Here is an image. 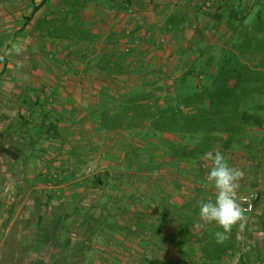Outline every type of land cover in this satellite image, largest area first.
Listing matches in <instances>:
<instances>
[{"label": "crops", "instance_id": "0c3cea01", "mask_svg": "<svg viewBox=\"0 0 264 264\" xmlns=\"http://www.w3.org/2000/svg\"><path fill=\"white\" fill-rule=\"evenodd\" d=\"M40 1L0 0V152L6 144L14 153L8 174L18 181L15 207L24 211L25 222L33 229L44 214L54 217L55 227L48 231L60 234L47 236V242L65 239L62 224L74 223L77 238L97 244L96 255L105 254L111 264H176L178 249L158 242L151 231L158 228L167 235L177 229L180 221L173 205H183L181 193L191 197L190 209L195 210L201 199H214V188L210 183L196 187L194 178L177 174L173 165L154 172L128 167L119 133L105 130L91 118L90 110L111 92L123 97L132 87L150 81L167 93L173 79L189 67L209 70L231 36L249 29L245 24L264 8V0H84L75 5L76 15L91 32V42L49 37L44 26L38 27L43 20L60 16L65 8L61 0H47L26 20ZM102 50L117 55L127 51L126 70L109 74L97 67ZM7 97L11 101L4 106L1 102ZM50 124L56 135L47 133ZM32 127L40 129L38 138L29 133ZM25 146L31 147V154H24ZM217 149L245 173L240 181L244 191L238 195L252 189L264 172V144ZM37 158L41 166L35 164ZM204 161V172L201 167L193 169L207 182L210 162ZM90 163L95 167L90 176L75 174L77 166ZM53 170L58 171L56 178ZM245 215L243 223L233 227L235 249L223 256L221 264H264L263 189L254 212ZM201 223L197 214L193 232ZM35 234L30 231V240L37 239ZM242 240L251 244L248 253L239 250ZM187 248L189 262H194L201 244L189 239ZM168 256L169 262L164 260Z\"/></svg>", "mask_w": 264, "mask_h": 264}, {"label": "trees", "instance_id": "16d2710c", "mask_svg": "<svg viewBox=\"0 0 264 264\" xmlns=\"http://www.w3.org/2000/svg\"><path fill=\"white\" fill-rule=\"evenodd\" d=\"M46 1L34 5L26 20ZM61 1L65 8L60 16L43 20L38 27L44 26L49 37L91 42V32L76 15L75 5L84 0ZM243 21L241 18V26ZM245 26L249 29L242 28L231 36L216 64L207 71L201 65L189 67L173 79L170 92H162L155 83L145 81L121 98L106 94L91 108L92 119L98 120L105 130L119 133L128 167L154 172L184 162L199 169L209 150H240L248 144H264V8H259ZM124 55L102 50L96 66L109 74H121L126 70ZM47 133L57 134L54 124H50ZM36 134L39 137V128ZM183 172L177 170L179 175ZM191 205L189 199L180 207L173 205V214L180 221L173 233L161 234L154 228L152 235L158 242L166 241L178 249L176 264H221L223 256L235 249L236 231L232 229L231 238L222 244L214 238L216 231H222L215 224H208L199 234L193 232L191 227L199 208L192 210ZM54 221L52 215L44 214L36 232L41 231L43 223L48 226L47 233L55 227ZM38 238L40 242L35 243L39 246L45 238ZM189 239L201 244L200 256L194 262H189Z\"/></svg>", "mask_w": 264, "mask_h": 264}, {"label": "rangeland", "instance_id": "374dc122", "mask_svg": "<svg viewBox=\"0 0 264 264\" xmlns=\"http://www.w3.org/2000/svg\"><path fill=\"white\" fill-rule=\"evenodd\" d=\"M3 8H5V6ZM117 93L114 91L109 94L113 97H115V94H117V97L121 98L120 92ZM9 101H11V98L7 97L6 101L1 102V104L4 106H9ZM6 109L8 110V108ZM37 129V127H32L29 129V133L33 136H36ZM5 146L6 148L2 146L4 151L5 149L7 150V145L5 144ZM31 147L33 146L31 145ZM31 147H23L25 148V155L32 153ZM4 151L0 152V264H111L110 262H107L108 258L105 254L101 257L96 255L95 245L97 244L89 241H82V239L77 238L78 232L76 229H78V227L75 229L76 225L74 223L64 222V224H62V226L64 225L65 228L63 230L66 231L65 234L63 233L65 239L58 238V240L53 239V241L50 242L44 241L43 239L39 246L35 243L37 240L40 242L39 239L30 240V231L33 233L35 231L36 234L34 236H42L43 238H46L47 236H51L52 238H55L56 236L59 237L60 233H56L55 229L46 233L48 226H43V223L40 227L41 231L36 232L31 224H27L25 222L24 211L19 210V206L15 207L14 204L15 202H19V196H17L15 193L17 190L16 186L18 181L16 176H14L12 179L9 177L8 173L11 172V170L8 169L10 154H7L6 151ZM50 163L52 164V160ZM35 164L41 166L42 161L37 158L35 159ZM172 168L173 170L177 168V170L181 169L184 171L180 175L194 178L193 181L196 183L195 186L198 188L206 186V183H208L206 181L204 182L201 178H197L196 170L190 168L188 165L184 164V162L177 166H173ZM53 172H55V170H53ZM6 173L8 174V177L6 176ZM260 178L262 179L261 185L262 189L264 190V172ZM254 182H256V180ZM70 184L72 183H69L66 186H69ZM210 187L213 188L211 185ZM242 188V186L239 187L238 192L244 191ZM23 198L24 197L22 196L21 199ZM180 198L186 202L189 199L191 203L194 204L191 197H188V195L184 193H181ZM250 216L251 215H248V217ZM68 227H70V229L67 231ZM198 227H201L203 230L205 227H207V225L202 222ZM198 227H196V233L202 231ZM84 237L85 235L82 234V238ZM243 242L244 243L240 242L241 247H239V250L241 253H248L251 250V244L245 241ZM30 251L34 252L33 256L31 255ZM116 259L124 262V260L128 261L127 259L129 258ZM164 260H168L169 262L171 261V258L168 256Z\"/></svg>", "mask_w": 264, "mask_h": 264}, {"label": "clouds", "instance_id": "9594fccd", "mask_svg": "<svg viewBox=\"0 0 264 264\" xmlns=\"http://www.w3.org/2000/svg\"><path fill=\"white\" fill-rule=\"evenodd\" d=\"M16 48V51H19ZM3 56H0V60ZM204 159L210 162L206 180L214 190L215 196L198 202L199 219L205 225L215 224L222 231H216L214 238L217 243H224L231 238L232 229L242 224L246 219V211L239 198L240 181L244 178V171L231 166L225 155L218 149L204 153Z\"/></svg>", "mask_w": 264, "mask_h": 264}, {"label": "built area", "instance_id": "2783aa9c", "mask_svg": "<svg viewBox=\"0 0 264 264\" xmlns=\"http://www.w3.org/2000/svg\"><path fill=\"white\" fill-rule=\"evenodd\" d=\"M209 6L208 3H206L204 5V9H207V7ZM129 13H132V10L129 8L128 9ZM128 33V30H127ZM160 43L161 44H165V39L161 38L160 39ZM70 163V161L68 162V164ZM75 165V164H74ZM73 165V166H74ZM201 169H205V164L200 165ZM95 171V167L94 165L90 164H84V166L80 167L77 166V170L75 171V174L79 177L81 176H90L93 172ZM58 175V171L56 170L55 172H52V177L56 178ZM261 178H257L256 182H254V186L252 187V189L240 193L238 195V198L242 204V206L247 209L245 214H251L252 212H254L255 208H256V204L260 199V195L262 192V185H261ZM187 188V186L185 184H183L181 186L182 190H185Z\"/></svg>", "mask_w": 264, "mask_h": 264}]
</instances>
